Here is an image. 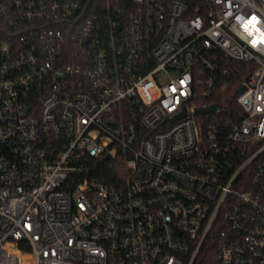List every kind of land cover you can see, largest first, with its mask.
Listing matches in <instances>:
<instances>
[{
  "label": "built area",
  "instance_id": "obj_1",
  "mask_svg": "<svg viewBox=\"0 0 264 264\" xmlns=\"http://www.w3.org/2000/svg\"><path fill=\"white\" fill-rule=\"evenodd\" d=\"M200 253L264 264V0H0V264Z\"/></svg>",
  "mask_w": 264,
  "mask_h": 264
},
{
  "label": "trees",
  "instance_id": "obj_2",
  "mask_svg": "<svg viewBox=\"0 0 264 264\" xmlns=\"http://www.w3.org/2000/svg\"><path fill=\"white\" fill-rule=\"evenodd\" d=\"M207 101L211 102L215 101V99H209ZM90 164H92V170L86 173L88 176L103 178L111 183H115L119 176L124 175V155L122 152L117 153L111 158H92L90 159ZM211 260L212 258L210 256H203L200 253L194 264H208Z\"/></svg>",
  "mask_w": 264,
  "mask_h": 264
},
{
  "label": "water",
  "instance_id": "obj_3",
  "mask_svg": "<svg viewBox=\"0 0 264 264\" xmlns=\"http://www.w3.org/2000/svg\"><path fill=\"white\" fill-rule=\"evenodd\" d=\"M240 89V88H239ZM238 89V90H239ZM237 90V91H238ZM216 110V106L215 105H211L209 107H205V108H197V112H200V113H204V112H212V111H215Z\"/></svg>",
  "mask_w": 264,
  "mask_h": 264
}]
</instances>
